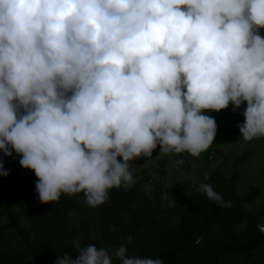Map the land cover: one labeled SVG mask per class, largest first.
<instances>
[{
    "label": "clouds",
    "instance_id": "1",
    "mask_svg": "<svg viewBox=\"0 0 264 264\" xmlns=\"http://www.w3.org/2000/svg\"><path fill=\"white\" fill-rule=\"evenodd\" d=\"M261 28L264 0H0V152L34 172L40 203L83 193L96 208L158 144L206 151L204 111L246 102L241 138L264 137ZM198 191L231 207L209 183ZM131 241L76 239L56 264H163L129 256Z\"/></svg>",
    "mask_w": 264,
    "mask_h": 264
},
{
    "label": "trees",
    "instance_id": "2",
    "mask_svg": "<svg viewBox=\"0 0 264 264\" xmlns=\"http://www.w3.org/2000/svg\"><path fill=\"white\" fill-rule=\"evenodd\" d=\"M256 31L264 38V28ZM233 108L230 102L210 114L216 134L199 155L204 168L195 185L173 182L164 189L158 180L146 194L142 181L134 180L139 174L131 161L134 184L109 190L106 202L96 208L87 206L83 193H62L57 202L40 203L34 172L21 168L15 152L11 157L0 152L9 173L0 176V264H56L66 253L75 257L73 240L114 251L128 237L129 256L158 258L163 264H264V189L259 182H243L255 154L261 151L264 158V137L246 141L250 147L231 161L211 164L222 150L217 137L240 133L238 126L245 122L246 102ZM259 176L264 179V168ZM203 183L231 207H220L198 191ZM165 194L173 198L171 205L164 202ZM113 264L119 261L114 258Z\"/></svg>",
    "mask_w": 264,
    "mask_h": 264
},
{
    "label": "rangeland",
    "instance_id": "3",
    "mask_svg": "<svg viewBox=\"0 0 264 264\" xmlns=\"http://www.w3.org/2000/svg\"><path fill=\"white\" fill-rule=\"evenodd\" d=\"M214 111H204L202 114L210 116ZM243 125V124H239ZM220 141L219 148L222 149L220 156L213 159L212 166L219 165L228 157L231 161L233 156H238L241 149L250 147L247 142L241 138L240 133L231 132L227 135L221 134L217 137ZM160 146L157 145L153 150L151 156H141L133 160V169L139 176L134 179L135 181H142L141 186L146 194H149L153 183L158 180L164 182V189H169V186L173 182L191 183L195 185L198 182V178L202 173L204 165L199 163L198 157H193L189 153H176L174 150L169 151L167 154H160ZM206 164V163H205ZM208 164V163H207ZM252 165L247 172V177L244 178V183H251L252 181L262 184L264 189V179L259 176V171L264 168V158L261 151L255 154V157L250 162ZM168 194V193H167ZM172 196L171 193L168 194ZM164 195V202L168 205L173 203V198L167 200V196Z\"/></svg>",
    "mask_w": 264,
    "mask_h": 264
}]
</instances>
